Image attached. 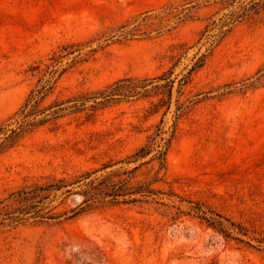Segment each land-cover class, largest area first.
Listing matches in <instances>:
<instances>
[{"label": "rangeland", "instance_id": "obj_1", "mask_svg": "<svg viewBox=\"0 0 264 264\" xmlns=\"http://www.w3.org/2000/svg\"><path fill=\"white\" fill-rule=\"evenodd\" d=\"M227 11L218 0H0V121L53 67L65 70L47 101L128 75L173 67L176 77L168 110L133 98L65 115L0 153V264H264V79L253 84L264 72V9L199 39ZM157 125L175 126L165 168L152 153L103 168ZM136 165L132 183L156 178V195L68 217L83 198L73 185L49 203L66 210L60 218L9 222L23 185ZM212 212L241 232L210 225L201 215Z\"/></svg>", "mask_w": 264, "mask_h": 264}, {"label": "trees", "instance_id": "obj_2", "mask_svg": "<svg viewBox=\"0 0 264 264\" xmlns=\"http://www.w3.org/2000/svg\"><path fill=\"white\" fill-rule=\"evenodd\" d=\"M227 12L219 18L218 21L208 22L199 39L204 35L213 37L216 35H225L231 27L246 17L255 15L264 9V0H218ZM217 28L215 34L206 33ZM66 46H63L65 48ZM70 52V51H68ZM205 55L199 56L188 69L187 73L179 79V84L186 80V77L197 67H200L204 61ZM65 68L59 70L53 67L47 72V77H40L33 88L30 89L21 105L7 118L0 121V153L19 144V142L35 129L52 123L57 119L82 111L90 110L92 113L98 109L104 108L113 103L128 101L133 98L156 99L153 103V112H158L159 108L166 105V110L170 106L172 90L176 77H172L173 67L155 76H133L128 75L120 77L100 88L81 90L67 95H57L47 101L52 96L58 77ZM264 79V72L261 73L254 83H259ZM181 105L177 104L176 110H180ZM165 110V111H166ZM162 121V120H161ZM175 132V126L171 131L163 129L157 125L156 129L147 136L135 151L125 158L119 159L113 163L103 166L107 168L118 162H135L151 154L150 160H156L160 168L166 167V155L171 140ZM145 162H140L139 165ZM138 165L131 169H113L99 177H93L94 171H83L74 176L53 177L43 182H34L23 185L10 195L19 203L11 211L6 212L9 222L26 221L29 218L38 220L58 219L65 215L66 210L59 213H51L48 208L50 201L57 195L69 194L72 192L73 185L79 187L75 192L82 195L81 202L72 214L68 217L79 214L85 206H94L97 203H115V202H133L152 197L159 191L152 186L154 179L149 182L132 183V171L137 169ZM196 212L205 214L200 206L194 207ZM213 215L205 217L210 225L218 228L227 236H231V231L225 221L230 225L241 228L230 222L228 218L219 213L212 212Z\"/></svg>", "mask_w": 264, "mask_h": 264}]
</instances>
